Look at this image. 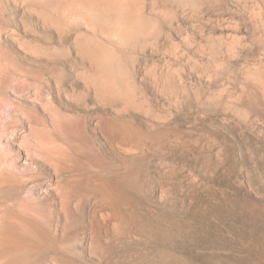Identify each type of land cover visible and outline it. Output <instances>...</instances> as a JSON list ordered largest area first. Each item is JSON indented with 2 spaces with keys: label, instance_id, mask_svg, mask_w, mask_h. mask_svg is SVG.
I'll list each match as a JSON object with an SVG mask.
<instances>
[{
  "label": "rangeland",
  "instance_id": "rangeland-1",
  "mask_svg": "<svg viewBox=\"0 0 264 264\" xmlns=\"http://www.w3.org/2000/svg\"><path fill=\"white\" fill-rule=\"evenodd\" d=\"M0 264H264V0H0Z\"/></svg>",
  "mask_w": 264,
  "mask_h": 264
}]
</instances>
